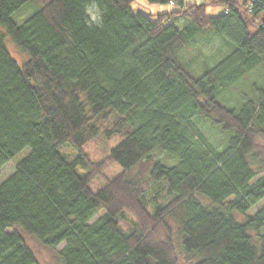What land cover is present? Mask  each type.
Wrapping results in <instances>:
<instances>
[{
  "label": "trees",
  "instance_id": "16d2710c",
  "mask_svg": "<svg viewBox=\"0 0 264 264\" xmlns=\"http://www.w3.org/2000/svg\"><path fill=\"white\" fill-rule=\"evenodd\" d=\"M131 1L0 0V167L28 147L0 181V264H38L22 232L56 264H264V203L246 213L264 197V0H147L182 6L153 18ZM210 33L223 44L184 57ZM96 136L120 138L91 161Z\"/></svg>",
  "mask_w": 264,
  "mask_h": 264
},
{
  "label": "rangeland",
  "instance_id": "374dc122",
  "mask_svg": "<svg viewBox=\"0 0 264 264\" xmlns=\"http://www.w3.org/2000/svg\"><path fill=\"white\" fill-rule=\"evenodd\" d=\"M209 1L210 0H183V4L207 2L205 6V13L208 15L219 14L222 11V6L220 4H210L208 3ZM34 3L35 2H30V1L26 2L19 9L15 10L11 14V18L17 23L22 22L33 11ZM181 7L182 6L177 2L175 3H170V2L152 3V2H148L147 0H132L130 2V8L132 10L142 12L151 18H153L154 14L158 12L178 10ZM87 12L92 21H97L98 11L94 4L87 7ZM176 23L178 26H180L182 24L181 19L177 20ZM0 32H4V29L2 26H0ZM223 42H224V39L215 33H210L209 35L205 37H196L186 47L185 51L183 52V55L185 58H187L190 55L196 54L198 51H201L204 55H209L215 48L222 45ZM4 43L7 46L11 55L18 62L26 58V55L24 53L22 54L18 50V48L15 46V44L10 40L8 36L4 37ZM232 96L230 95L228 97L229 103L232 102V99H233ZM195 121L197 122L203 134L207 137V139L211 143H213L217 147L222 144V141L225 137V133L223 131H220V129L215 126H211L206 120L200 117H195ZM119 138H120L119 136H115L109 140H103L96 136L86 141L85 143H83L81 145V150L88 156L89 160L99 161L105 155H107L109 148L112 145H114L119 140ZM58 150L60 154L66 159L73 158L79 152L77 148H74L68 144H63L59 146ZM27 152H28V147L23 148L21 151L15 154L4 165L0 167V181L4 179L10 172L13 171L16 161L20 159L21 157H23ZM77 171L79 173H83L85 170L78 166ZM119 171H120V167L116 163H113L110 165L108 169L105 170L104 175L106 177H112L114 174L118 173ZM102 183H103V180L101 179V177H97V178H94L90 182V187L94 189L100 186ZM263 203H264V197L260 198L255 204H253L249 208V210H247L246 213H253ZM97 215H95L91 219V221L94 218H96ZM22 235L25 241L27 242V244L32 248L38 264H56L52 260V251L51 252L48 251L46 247L44 246H43L44 248L41 247L42 245L40 246L37 238H35L33 235H30L26 232H22ZM62 245H63L62 243L57 245L56 247H54V250L59 249Z\"/></svg>",
  "mask_w": 264,
  "mask_h": 264
},
{
  "label": "built area",
  "instance_id": "2783aa9c",
  "mask_svg": "<svg viewBox=\"0 0 264 264\" xmlns=\"http://www.w3.org/2000/svg\"><path fill=\"white\" fill-rule=\"evenodd\" d=\"M170 3H172V1H170Z\"/></svg>",
  "mask_w": 264,
  "mask_h": 264
}]
</instances>
